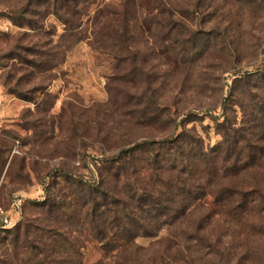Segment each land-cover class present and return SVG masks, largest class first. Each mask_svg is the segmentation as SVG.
<instances>
[{
	"label": "rangeland",
	"instance_id": "1",
	"mask_svg": "<svg viewBox=\"0 0 264 264\" xmlns=\"http://www.w3.org/2000/svg\"><path fill=\"white\" fill-rule=\"evenodd\" d=\"M99 1L80 37L68 39L69 48L62 53L53 77L42 81L12 69L14 62L19 67V59L5 57L16 53V43L32 44L41 35L10 18L6 4L18 0H0V203L8 205L15 194L25 198L14 225L0 233V253L11 231L36 216V203L46 199L59 167L72 168L84 181L97 182L103 153L128 138L161 140L172 136L177 125L176 131H182L186 123L203 137L206 147H212L222 140L217 124L227 115L264 144V0H167L183 23L179 33L168 31L166 21L160 31L155 30L146 21V5L129 0L134 39H147L154 49L149 64L160 79L154 83L156 95L164 100L156 107H144L137 116L130 113L136 107L133 101L108 89V84H124L137 90L141 84L139 78L114 79L118 64L109 52L123 50L113 51L107 33L110 23L118 21L102 18L99 12L123 0ZM45 22L56 31L57 41L63 24L54 14L46 16ZM121 68L117 75L122 74ZM10 71L13 83L21 79L24 88L45 87L43 93H31L40 96L37 102L4 86ZM43 97H47L49 114H35ZM32 117L41 121L29 129L22 118ZM235 215H214L202 226L197 214H189L155 235L137 237L128 262L264 264V214ZM77 238L84 245L85 264H94L102 254L99 243L90 241L86 233L71 237Z\"/></svg>",
	"mask_w": 264,
	"mask_h": 264
},
{
	"label": "trees",
	"instance_id": "2",
	"mask_svg": "<svg viewBox=\"0 0 264 264\" xmlns=\"http://www.w3.org/2000/svg\"><path fill=\"white\" fill-rule=\"evenodd\" d=\"M128 1L118 6L108 4L99 12L102 18L118 21L110 23L111 32L107 33L116 49L113 51L123 50L109 52L118 64L114 79L139 78L141 83L137 90L124 84H108V89L122 94L125 101H133L136 107L130 113L137 116L144 107H156L164 100L156 95L154 83L160 79L149 64L154 49L147 39H134ZM100 2L18 0L6 4L15 23L38 30L36 34L41 35L32 44H15L16 53L5 56L19 59V67L14 62L12 69L50 81L63 59L62 53L69 48L68 39L80 35ZM140 2L146 5V21L155 30L160 31L166 21L168 31L180 32L183 23L167 0ZM50 14L64 26L57 41L53 37L56 31L45 22ZM24 35L31 36L29 32ZM122 65V74L117 75ZM13 76L10 71L4 86L21 98L37 102L40 96L35 98L31 93H43L45 87L38 84L24 88L21 79L12 82ZM50 100L49 107L54 103L52 97ZM47 102L43 97L35 114H49ZM22 119L29 129L41 121L39 117ZM184 124L182 131H176L177 125L172 136L161 140L128 138L117 142L110 153H103L97 182L84 181L74 169L59 167L46 199L36 203V216L11 231L0 253V264H85L84 245L79 238L71 239L84 233L90 241L99 243L102 251L94 264H130L128 255L135 250L137 237L155 235L189 214H197L196 221L202 226L214 215L236 218V213L264 214V144L258 142L259 136L247 131L243 123L236 126L226 115L217 124L222 140L206 147L203 137Z\"/></svg>",
	"mask_w": 264,
	"mask_h": 264
},
{
	"label": "built area",
	"instance_id": "3",
	"mask_svg": "<svg viewBox=\"0 0 264 264\" xmlns=\"http://www.w3.org/2000/svg\"><path fill=\"white\" fill-rule=\"evenodd\" d=\"M25 198L21 194H15L8 205L0 203V232L14 225V220L19 215Z\"/></svg>",
	"mask_w": 264,
	"mask_h": 264
}]
</instances>
